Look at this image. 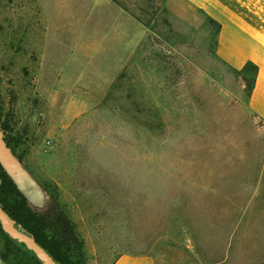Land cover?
Here are the masks:
<instances>
[{
  "label": "rangeland",
  "instance_id": "rangeland-1",
  "mask_svg": "<svg viewBox=\"0 0 264 264\" xmlns=\"http://www.w3.org/2000/svg\"><path fill=\"white\" fill-rule=\"evenodd\" d=\"M153 1L150 30L139 0H0V131L85 264H264V122L216 26Z\"/></svg>",
  "mask_w": 264,
  "mask_h": 264
},
{
  "label": "trees",
  "instance_id": "trees-1",
  "mask_svg": "<svg viewBox=\"0 0 264 264\" xmlns=\"http://www.w3.org/2000/svg\"><path fill=\"white\" fill-rule=\"evenodd\" d=\"M122 8L128 10L123 4L112 0ZM153 0H139V7L128 10L139 22L150 30L155 28L156 22H152L157 10ZM166 20V18H164ZM215 26V33L219 25L209 19ZM235 70L242 75L247 82L248 95L254 83L257 66L247 62L241 69ZM246 71L252 73V78L247 81ZM4 133H9L8 125L2 126ZM8 146L12 149V138L4 136ZM14 152V151H13ZM44 187V186H43ZM45 188V187H44ZM0 205L3 210L15 220V225L32 234L37 243H39L59 264H85V252L83 242L79 240L77 234L72 231L73 225L62 226L64 219L57 218L51 206L46 209L36 211L32 209L15 188L11 179L7 176L0 166ZM67 223V222H66ZM70 228V229H69ZM0 256L7 264H42L35 254L26 248L23 243H19L5 233L0 226Z\"/></svg>",
  "mask_w": 264,
  "mask_h": 264
},
{
  "label": "crops",
  "instance_id": "crops-1",
  "mask_svg": "<svg viewBox=\"0 0 264 264\" xmlns=\"http://www.w3.org/2000/svg\"><path fill=\"white\" fill-rule=\"evenodd\" d=\"M216 22L214 51L227 66L239 70L247 62L257 66L247 97L249 109L264 122V0H187ZM110 264H157L147 253L122 252Z\"/></svg>",
  "mask_w": 264,
  "mask_h": 264
},
{
  "label": "water",
  "instance_id": "water-1",
  "mask_svg": "<svg viewBox=\"0 0 264 264\" xmlns=\"http://www.w3.org/2000/svg\"><path fill=\"white\" fill-rule=\"evenodd\" d=\"M0 166L32 209L38 211L47 207L48 194L46 190L13 153L5 141L2 131H0ZM0 226L12 239L23 243L27 249L31 250L42 264H59L36 242L31 233L16 226L15 220L1 206ZM0 264H4L1 258Z\"/></svg>",
  "mask_w": 264,
  "mask_h": 264
},
{
  "label": "flooded vegetation",
  "instance_id": "flooded-vegetation-1",
  "mask_svg": "<svg viewBox=\"0 0 264 264\" xmlns=\"http://www.w3.org/2000/svg\"><path fill=\"white\" fill-rule=\"evenodd\" d=\"M1 206V205H0ZM0 258H1V256H0ZM1 260H2V262L4 263V264H7L2 258H1Z\"/></svg>",
  "mask_w": 264,
  "mask_h": 264
}]
</instances>
